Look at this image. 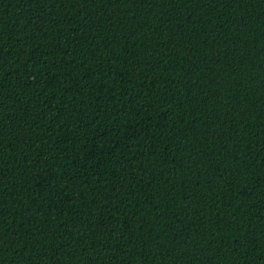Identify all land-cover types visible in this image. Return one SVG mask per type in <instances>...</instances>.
<instances>
[{
	"label": "trees",
	"instance_id": "trees-1",
	"mask_svg": "<svg viewBox=\"0 0 264 264\" xmlns=\"http://www.w3.org/2000/svg\"><path fill=\"white\" fill-rule=\"evenodd\" d=\"M0 264H264V0H0Z\"/></svg>",
	"mask_w": 264,
	"mask_h": 264
}]
</instances>
